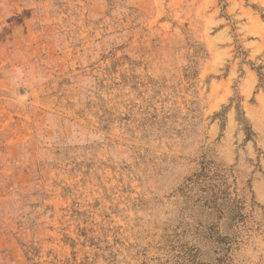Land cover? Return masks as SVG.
I'll use <instances>...</instances> for the list:
<instances>
[{
	"label": "rangeland",
	"instance_id": "1",
	"mask_svg": "<svg viewBox=\"0 0 264 264\" xmlns=\"http://www.w3.org/2000/svg\"><path fill=\"white\" fill-rule=\"evenodd\" d=\"M0 264H264V0H0Z\"/></svg>",
	"mask_w": 264,
	"mask_h": 264
}]
</instances>
